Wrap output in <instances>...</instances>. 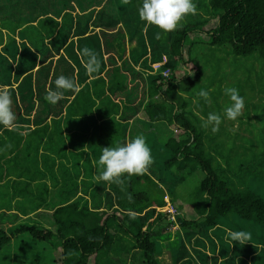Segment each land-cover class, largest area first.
Returning <instances> with one entry per match:
<instances>
[{
    "label": "trees",
    "instance_id": "obj_1",
    "mask_svg": "<svg viewBox=\"0 0 264 264\" xmlns=\"http://www.w3.org/2000/svg\"><path fill=\"white\" fill-rule=\"evenodd\" d=\"M11 1L0 0L1 6L12 7ZM20 1H13L15 13H0V46L2 28L26 26L23 40L6 48L16 51L14 58L0 52L4 91L16 114L13 125L0 128V160L15 171L17 179L7 184L14 196L32 198L29 207L39 211L31 221L45 215L54 227L0 229V252L25 236L32 248L60 244L52 264H163L160 245L172 250L173 264H264V198L246 185L234 188L228 173L237 170L207 153L206 144L221 147L224 134L219 129L212 136L197 101L200 83L217 80L209 78L214 71L223 72L224 92L231 81L240 89L231 80L234 68L256 58L264 65V0H210L208 6L193 0L196 13L169 33L139 18L143 0H76L71 8L56 9L46 0ZM84 48L95 53L97 71L86 70ZM61 75L73 79L76 89L50 104L44 97ZM261 92L264 98V87ZM138 135L152 153L147 172L97 182L103 147ZM249 167L253 173L256 162ZM197 169L205 174L199 214L176 201L167 176ZM167 198L178 210L175 220L165 211ZM235 217L252 223L261 241L230 242L222 226ZM175 227L182 236L178 243Z\"/></svg>",
    "mask_w": 264,
    "mask_h": 264
},
{
    "label": "rangeland",
    "instance_id": "obj_2",
    "mask_svg": "<svg viewBox=\"0 0 264 264\" xmlns=\"http://www.w3.org/2000/svg\"><path fill=\"white\" fill-rule=\"evenodd\" d=\"M13 1L21 2L20 0H12V7L1 6V3L3 1L0 2V13H6L5 15H8V13H15L16 10H13V8L16 7V5L13 6ZM49 1L52 3L53 9L59 7L63 8L65 4L69 8H71L73 4L72 2H76V0H46V4L49 3ZM80 2L83 3L82 0H80ZM23 3L27 4V1L23 0ZM202 3L208 6L210 0H202ZM216 24L217 20H214L209 26L210 28H213L214 26H216ZM192 38H195V35L192 36ZM201 38L207 40V37L205 36L201 35ZM135 45L136 42H134L131 46ZM186 52L187 48H185V56H187ZM187 68L191 70L192 73L190 75L193 76V70H195L193 68V65L189 64ZM233 71H235V76H233L231 80H236V83H238V88H240L239 90H241L245 94V106L242 110L241 115L236 120L233 121L226 118L222 119V123L219 127L223 126L224 129H228V132H224L223 129L219 128L220 131H222V134H224L223 137L219 136L218 138V141L222 142V146L217 148L219 149L217 150L214 147H210L209 143H207V153L213 154L216 157V160L219 161L224 168L228 165L227 162H229L231 164V169L237 170L236 174H231V172L228 173L230 178H232V184L234 188L240 189L242 185H246V187L251 188L258 195L264 198V98L261 92L263 91L264 87V65L256 58L251 59L248 62V65H246L243 69L242 67L238 69L234 68ZM178 76H183V74L181 75L178 73ZM209 78L211 80L217 78V80H215V83L207 82V80L201 82L200 86L197 88V94L201 89L208 90L210 93V100L208 102H205L200 97L197 101H199L198 103L200 107H202V110L206 112L207 115L209 113H216L221 115V117L223 118L224 108L230 104L229 97L226 96L222 90L221 81L223 79V72L215 73L214 71ZM241 79L243 80L242 86L239 83ZM235 85L236 84L232 83L231 81L228 84V87H232ZM202 117L206 122L207 116ZM205 122L203 124H205ZM207 128L211 130V126H208ZM211 134L214 137L217 135V132H211ZM166 138L167 136L164 134L161 137V140L166 141ZM4 161L3 159L0 160V165H4L6 163ZM251 161L256 162V168L254 169L253 173L247 171L248 168H253L249 167ZM216 165L219 166L217 163ZM159 166L160 164H157V167ZM242 167L245 170L239 171V169ZM255 173L257 175H255ZM167 176L168 181H170L169 186L173 188V191L177 195L176 201L183 204L184 206L188 205L190 210H193L199 214V212L202 210L201 208L204 205V199L202 195L199 194L200 183L205 177L204 172L201 169H197L193 174H190L189 172H178L174 170L171 173H167ZM241 178H243L244 182H242ZM5 191L10 193L11 190L6 187ZM3 200L5 201V203L8 202L6 197H3ZM168 208L169 205L167 206V209ZM179 210L185 215L187 214V209ZM23 223L36 225V227L39 229H52L54 227L53 224H49L50 222H48V217H46L45 215H41L33 221L23 220L20 224ZM223 223L224 224L222 227L223 229L225 228V231L227 229L229 230H227L228 232L244 230L249 234L254 231L253 235L250 234V238L252 239V241H261L258 230L252 223H246L245 221L240 220L237 217L225 219ZM175 231H179L178 227L172 229L173 234ZM225 231L223 233H225ZM173 237L174 240H177L176 242L178 243L179 239L182 236L179 233H175ZM15 239L16 246L6 247L2 250V252H0V264H52L54 252L58 247H60V244L56 242L54 247L51 245L52 243H43L39 244L38 248H32L31 243L33 241H30V244L29 242L25 243L29 238L25 236H19ZM229 241L233 242L231 239H229ZM22 242H24L25 247L21 246L18 249V245ZM160 248H162L159 253L162 255L161 258L163 260V264H173L174 260L172 258V250L163 249L161 245ZM29 259L34 261L36 260V262H32ZM244 260L248 261V259L245 257ZM248 263L251 264V261H249Z\"/></svg>",
    "mask_w": 264,
    "mask_h": 264
},
{
    "label": "clouds",
    "instance_id": "obj_3",
    "mask_svg": "<svg viewBox=\"0 0 264 264\" xmlns=\"http://www.w3.org/2000/svg\"><path fill=\"white\" fill-rule=\"evenodd\" d=\"M197 11L193 0H143L138 9L139 18L148 25H154L164 33L174 31L180 22L189 14ZM83 55L88 57L85 67L88 72H95L99 69V61L92 50L83 49ZM55 89L46 92L45 100L50 104H56L63 96L65 90H75L76 83L66 76H59L55 79ZM224 94L229 97L230 104L224 108V116L216 113H209L205 127L211 126V131L216 133L222 119L236 120L244 108V97L234 87L224 89ZM198 95L205 101L210 100L208 90L201 89ZM13 100L8 91L0 90V126L9 127L16 120V114L12 108ZM153 158L150 147L147 145L143 135H138L130 141L115 147H103L99 157V174L97 182H112L123 174L142 175L152 165ZM233 242L244 243L250 240V234L240 230L229 232Z\"/></svg>",
    "mask_w": 264,
    "mask_h": 264
},
{
    "label": "crops",
    "instance_id": "obj_4",
    "mask_svg": "<svg viewBox=\"0 0 264 264\" xmlns=\"http://www.w3.org/2000/svg\"><path fill=\"white\" fill-rule=\"evenodd\" d=\"M2 29L4 34V41L3 44L0 46V52L10 59L14 58V54L16 53V51L12 52L11 49L6 50V48L7 46H9L11 41H13V43L15 42L16 44L17 41L23 40L24 35L22 33L26 31V26L25 25L19 26L17 29L18 31L16 30L15 32H12L8 27H4ZM28 39L30 40V38ZM2 74H3V70L0 66V90H6L8 89V86L6 84V79L4 80L2 79L3 78ZM15 82L16 81H14V85L16 88L18 87V84ZM39 121L41 123L43 122V120H39ZM1 127L2 126H0V128ZM11 167H12L11 165L7 167L6 164L0 165V229L1 230L3 229L7 233H10L13 230V228L19 225L23 220L27 221L37 217V213L39 212V211H33L29 207L31 206L30 204L32 200L30 199L32 198H29V200H26V198H21V197L16 198V196H14L15 193L13 192L11 187L10 190L12 192L10 191L9 193L5 191L6 187L9 188L7 184L16 180L15 171ZM3 197L4 198L6 197V199L8 200L7 203H5ZM167 204L173 205L170 199L168 200V198H167ZM167 206L165 207V210Z\"/></svg>",
    "mask_w": 264,
    "mask_h": 264
},
{
    "label": "built area",
    "instance_id": "obj_5",
    "mask_svg": "<svg viewBox=\"0 0 264 264\" xmlns=\"http://www.w3.org/2000/svg\"><path fill=\"white\" fill-rule=\"evenodd\" d=\"M166 64H167V60L165 59V60L163 61V63L157 65V66L155 67V69H156V70H159L162 66H165ZM169 74H170V71H169V69H167V70H165V71L163 72V77L166 78V77L169 76ZM165 211L169 214V218H170L171 220H175V217H176V215H177V213H178V210H177L173 205H169V208H168V209L166 208Z\"/></svg>",
    "mask_w": 264,
    "mask_h": 264
}]
</instances>
